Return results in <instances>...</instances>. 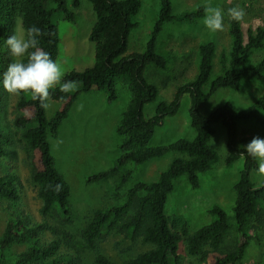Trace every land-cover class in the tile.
<instances>
[{
  "label": "trees",
  "instance_id": "1",
  "mask_svg": "<svg viewBox=\"0 0 264 264\" xmlns=\"http://www.w3.org/2000/svg\"><path fill=\"white\" fill-rule=\"evenodd\" d=\"M96 14L91 29L90 40L96 44L95 63L84 70H72L63 77L64 81L74 82V91L62 93L59 88L52 90L51 99L62 103V107L52 117L38 101L30 95L22 94L17 102L20 110L32 109V115H18L14 120L16 127L23 129V137L33 154L39 155V165L33 169L31 179L38 184V195L42 200L40 212L48 215L57 211L66 223H72L73 213L70 203L71 185L56 166L51 152L49 134L57 135L59 128L82 92L92 89L107 92L110 101L117 97L116 85L125 83L132 93L128 108L117 126L123 136L122 151L115 164L107 169L93 173L87 179L94 183L113 175H119L117 190L123 187L135 169L169 153H177L158 179L140 180L127 189L126 194L116 204L96 212L81 232L82 241L91 249L106 239L113 231L135 242L139 239L152 247L137 255L118 262L99 253L96 264H182L179 243L186 236L189 254L198 255L208 261L210 249L218 251L229 231L235 227L242 234V240L233 249L218 253L211 263L238 264L252 240H259L255 228L264 229V187L253 190L255 182L251 175L256 162L248 157L244 144L248 137H241L240 122L260 125L264 128V91L248 107L236 109L231 100L205 115L200 107L207 103L220 89L239 90L247 79L264 82V56L255 64H249L251 54L264 49V22L255 30L244 31L242 21L230 20L232 45L228 54L221 56L222 71L212 78L213 58L216 52L214 41L199 45V69L196 77L177 87L170 102L159 101L156 113L150 118L144 114V106L159 97V87L148 81L145 69L153 63L166 69L169 57L157 52L160 32L166 23L187 20L192 23L204 18V7L183 13H174L171 0H161L159 17L153 27L144 52L128 53L129 36L138 26L137 15L141 10V0H90ZM79 2L76 0L75 5ZM22 17L24 29L36 25L43 32L40 44L54 60L59 53V30L57 19L62 17L76 21V14L69 9L67 0H0V73L10 62L6 39L15 29L17 16ZM189 94L190 123L196 131L194 139L181 138L168 144L151 145L155 129L163 124L167 116L175 115L184 94ZM8 93L0 83V114L4 111ZM214 122H221L227 131L226 166H231L243 155L244 167L234 185L236 200L233 213L228 214L221 206L214 205L210 212L215 219L190 233L186 216L175 213L168 216L166 203L181 176H186L191 187L201 185L200 175L210 171L219 161L220 155L211 145L215 133ZM14 136L0 130L1 159L11 154ZM128 164L133 168L125 169ZM125 169V171H123ZM123 171V172H122ZM61 185L59 192L55 186ZM23 181L18 173L7 172L0 175V199L7 200L11 206V216L0 239V264H84L83 259L67 252L63 238H44L45 224L35 221L32 214L18 206L22 199ZM234 221V225L233 222ZM66 238L74 239L67 231L61 232ZM15 243H29L28 247L14 259L6 258L5 251Z\"/></svg>",
  "mask_w": 264,
  "mask_h": 264
},
{
  "label": "rangeland",
  "instance_id": "2",
  "mask_svg": "<svg viewBox=\"0 0 264 264\" xmlns=\"http://www.w3.org/2000/svg\"><path fill=\"white\" fill-rule=\"evenodd\" d=\"M67 1L69 9L76 14V21H69L62 17L57 19L60 43L56 61L65 74L72 70H84L93 66L96 55V44L89 37L96 21L91 1L78 0V5H75L76 0ZM211 2L213 6L220 7L225 12L223 31L215 33L209 31L201 18L196 23L187 20L168 22L160 32L157 52L169 57L170 60L166 69H160L153 63L148 64L145 69L148 81L159 87L158 99L144 106L146 118L155 115L159 101L170 102L179 85L196 77L201 43L214 41L216 44L212 78L222 71L221 56L223 53L228 54L232 45L231 19L227 16L228 7L238 5L245 10L246 15L242 20L244 31L255 30L257 26L263 25L264 0H211ZM141 3V10L137 15L138 26L130 33L127 54L145 51L150 33L159 17L161 0H141ZM171 3L174 13H183L204 6L205 0H171ZM17 26L24 29L20 15L16 17L15 28ZM263 56L264 49L254 51L250 56L249 64L257 63ZM116 90L117 97L112 101L103 90L92 89L80 93L68 117L63 120L58 134L48 136L56 166L71 185L72 223L64 222L57 211H52L48 215L40 212L43 202L38 195V184L31 179L33 169L39 165V155L35 154L33 157L22 135L23 129L14 124L18 115H25L24 113L27 112V116H31L32 109H18L17 102L21 96L8 94L5 109L0 114V130L9 131L14 136V143L10 148L11 154L1 159L0 175L7 172L19 174L23 187L22 199L18 206L32 214L35 221L46 225L44 238L60 236L65 241L63 248L81 257L84 264H96L95 257L99 253L122 262L152 247L151 244L143 243L141 239L132 242L122 234L113 231L106 239L98 243L96 249H91L82 241L81 232L96 212L116 204L135 182L158 179L160 173L178 155L172 152L140 165L128 182L118 190L116 188L120 174L99 182L87 181L93 173L111 168L122 153L120 144L123 136L118 134L117 126L129 106L132 93L121 81L117 82ZM263 91L264 82L247 79L242 82L239 90H218L209 102L201 105L200 110L208 115L228 100L234 103L236 109H244L251 105ZM49 103L50 107L46 112L48 117H52L62 107V103L53 99H50ZM190 105V95L184 94L178 112L173 116H167L163 124L156 127L150 144L163 145L181 138L194 139L196 131L190 123ZM239 124L241 137H248L244 146L253 137L264 138L262 126L246 122ZM213 127L215 133L211 145L219 152V161L210 171L200 175L201 185L198 188L191 187L187 177L181 176L166 203L168 216L175 213L186 216L190 233L215 219V215L210 212L214 205L221 206L228 214L233 213L236 200L234 185L244 167L243 156L231 166H226L227 131L221 122H214ZM128 168H133V164H128L125 169ZM251 177L255 182L264 179L253 173ZM10 206L7 200L0 199V239L8 219L13 216ZM232 222L234 225V221ZM254 230L259 240L251 241L244 258L238 264H264V229L255 228ZM64 231L70 232L74 239L66 238L61 233ZM241 240L242 234L233 227L218 251L210 249L211 254L206 261L198 255L189 254L186 236H184L179 243L181 262L182 264L211 263L215 255L233 249ZM28 245L29 243L13 244L5 251L6 258L14 259Z\"/></svg>",
  "mask_w": 264,
  "mask_h": 264
},
{
  "label": "clouds",
  "instance_id": "3",
  "mask_svg": "<svg viewBox=\"0 0 264 264\" xmlns=\"http://www.w3.org/2000/svg\"><path fill=\"white\" fill-rule=\"evenodd\" d=\"M203 7L205 27L213 33L223 31L225 12L220 7L213 6L211 0H205ZM245 15V10L238 5L227 8V16L231 20L241 22ZM42 35L54 33L43 32L36 25L26 29L17 26L13 30L6 39L11 59L6 70L0 73V83L9 95H30L32 101H38L40 107L47 110L52 90L58 87L60 92L70 93L74 91V82L64 81L65 73L61 65L39 46V37ZM24 114L28 115L27 112ZM244 147L247 156L256 162L253 175L264 177V138L253 137ZM260 187H264V183L254 185L253 190ZM53 190L59 192L61 185L57 184Z\"/></svg>",
  "mask_w": 264,
  "mask_h": 264
}]
</instances>
